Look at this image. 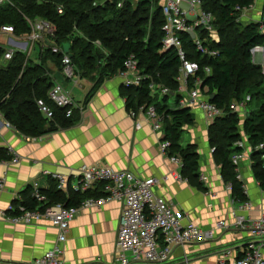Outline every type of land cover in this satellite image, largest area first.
Masks as SVG:
<instances>
[{
	"label": "trees",
	"instance_id": "obj_1",
	"mask_svg": "<svg viewBox=\"0 0 264 264\" xmlns=\"http://www.w3.org/2000/svg\"><path fill=\"white\" fill-rule=\"evenodd\" d=\"M12 1L13 6H0V28L11 25L15 28L16 35L23 36L30 33L26 18L51 22L57 28V45H69L68 53L72 55L79 74L98 73L95 87L104 77L118 74L125 59L135 55L144 74L169 88L172 94L166 97H152L146 87L125 88L128 94L127 105L137 109L142 105L153 104L158 113L164 115V140L170 142L168 156L179 157L183 164L182 177L200 191L206 190L204 183L199 181L200 155L197 145H181L185 128L195 123V117L191 109L179 107L180 96L177 91L180 85L177 78L181 62L176 50L162 51L164 17L159 0H141L134 7L128 2L122 9H118L115 4L96 7L93 0ZM202 2L205 10L216 16L221 43L210 47L217 50L219 55L216 58L204 56L197 50L191 37L185 36L188 59L212 68V73L204 77L202 87L206 95L210 98L213 96L210 99L212 103L227 107L233 100L250 95L252 101L249 106L255 101L259 105L248 112L243 121V131L252 146L250 158L254 177L264 190V147L259 149L260 145H264V75L259 66L252 63L250 53L252 46L264 44V36L258 31L257 24L238 22L239 14L236 11L238 6L247 7L254 0ZM58 8L63 9L62 15L58 13ZM147 24L148 28H142ZM205 36L204 33L203 38ZM48 59L55 62L61 73V55L51 53L50 49L40 53L39 63L33 64V61L26 60V56L17 53L9 65L0 66V113L25 137L37 138L68 129L78 124L82 118L78 110H74L71 117H66L65 109L57 108L49 101L48 93L54 84L55 72L45 66ZM40 99L47 101L53 109L52 120L39 111L37 101ZM239 122L238 116L230 113L217 119L209 127L208 139L224 183L232 184L233 202L244 204L248 202V197L243 182L236 179V168L232 162L233 155L242 151L236 145L241 140ZM11 159L7 150L0 149V161ZM30 189L23 192L28 196V202L22 205L42 210L43 203H38L31 196ZM43 194L47 197L49 206L61 203L67 207L78 206L88 197L102 195L96 190L83 194L72 193L67 197L57 189L55 180Z\"/></svg>",
	"mask_w": 264,
	"mask_h": 264
},
{
	"label": "crops",
	"instance_id": "obj_2",
	"mask_svg": "<svg viewBox=\"0 0 264 264\" xmlns=\"http://www.w3.org/2000/svg\"><path fill=\"white\" fill-rule=\"evenodd\" d=\"M256 1V8L250 15L259 18L264 0ZM37 47L36 62L39 63L40 53L48 48L40 44ZM23 55L27 61H33ZM48 67L55 74L60 73L56 64ZM98 78L97 72L81 73L69 82L72 96L84 108L81 121L71 128L29 138L6 127L7 121L0 116V149L12 156L9 161H0V180L4 182L0 209L7 212L10 206L19 209L22 203L28 202L23 192L34 182L46 192L56 174L74 181V175L81 168L102 164L141 178L157 179L156 193L171 204L184 223L193 222L204 230L213 228L221 220L231 225L213 240L177 247L172 259L164 264H218L228 254L232 258L242 255L251 239L247 231L234 227L236 219L232 213L243 216L246 225L264 214V190L254 177L251 160L245 159L239 166L251 205L241 210L227 191L220 166L213 157L207 137L208 121L200 110H192L195 125L190 144L197 145L199 172L203 177L199 181L204 183L206 190L200 191L184 177L179 180L182 168L159 149L165 132L156 133L143 115L130 116L132 108L127 105L128 94L118 74L104 77L95 87ZM122 209V202L111 201L102 207L81 210L71 223L63 245L64 263L114 264ZM57 234L45 220L28 225L0 217V264H35L53 248Z\"/></svg>",
	"mask_w": 264,
	"mask_h": 264
},
{
	"label": "built area",
	"instance_id": "obj_3",
	"mask_svg": "<svg viewBox=\"0 0 264 264\" xmlns=\"http://www.w3.org/2000/svg\"><path fill=\"white\" fill-rule=\"evenodd\" d=\"M128 2L136 3L135 0H93V5L98 7L115 4L118 9H122ZM184 5L189 8H183ZM0 6H13V1L0 0ZM255 8V0L247 7L238 6L236 8L239 14L238 22L257 24L258 31L264 36L263 11L259 18H255L256 15H250ZM161 9L164 17L162 51L176 50L181 62L180 74L177 78L180 85L177 91L180 96L179 107L200 110L209 125L229 113L236 114L239 120H245L249 112V103L252 101L251 96L233 100L227 107L217 106L202 91L203 79L212 73V68L201 66L198 62L188 59L184 37L190 36L189 32H194L196 40L190 37L200 53L208 58H216L219 55L217 50L210 47V45L221 43L215 14L205 10L202 0H163ZM58 13L62 15L63 9L58 8ZM26 22L30 33L23 36L16 35V30L11 25H4L0 28V37L8 36L6 42L0 40V59L3 58L6 65H9L17 53L26 54L29 58L36 46L45 42L42 45L50 49L51 53L61 55V74L64 81L68 83L74 81L80 74L70 54L65 52L61 45H57L56 26L44 19L26 18ZM204 33L206 36L203 38ZM45 38L48 39V45ZM8 45L12 47H8ZM250 53L252 63L259 66L264 75V44L252 46ZM118 77L122 80L125 88L146 87L152 97H166L172 94L169 88L157 83L151 76L141 71L140 63L135 55H130L125 59L123 68L118 72ZM53 82L48 93L51 104L57 108L65 109L66 117H71L74 110L82 112L83 105L72 96L68 89L69 85L64 87L54 78ZM37 106L47 119H53L54 112L47 101L40 99L37 101ZM138 115H143L156 133L164 132L165 117L158 113L153 104L142 105L137 109L132 108L130 116L136 118ZM0 116L2 117L1 113ZM6 127L13 128L9 122H6ZM137 127L139 128L140 125L138 124ZM245 139L237 142L236 145L242 148V151L235 153L232 157L236 168V179L241 182L242 175L239 166L243 160L248 158L251 160L252 153V146L248 139ZM169 147L170 142L164 139L159 144L160 151L167 156ZM263 147L264 145H260L259 149ZM262 157L264 159V155ZM168 158L172 163L182 168L183 164L179 157L168 156ZM53 178L57 182V189L67 197L72 193L83 194L96 190H99L102 195L88 197L78 206L67 207L61 203L49 206L47 197L43 194L39 184L34 182L31 184L32 197L38 203H43L42 210L39 207L32 209L23 205L19 209L10 206L8 213L0 209V217L10 222L29 225L45 220L57 230L55 245L37 259L35 264H65L62 258L63 245L67 241L71 223L78 213L84 209L102 207L111 201L123 203L114 264L136 262L164 264L172 259L177 247L213 240L224 229L231 227L225 220L218 221L209 230H204L190 221L184 223L183 219L174 212L171 204L156 193L155 187L159 182L155 178H141L132 172L116 171L102 164L81 168L74 175V181L63 174H56ZM178 179L183 180L182 175H179ZM3 189L4 182L0 180V193ZM226 189L231 194L232 184H227ZM250 207L251 205L246 203L240 209L244 210ZM232 215L236 219L234 227L247 231L251 241L242 251V255L232 258L231 254H228L218 264H264V214L249 225H246L247 222L243 216H237L235 212Z\"/></svg>",
	"mask_w": 264,
	"mask_h": 264
},
{
	"label": "rangeland",
	"instance_id": "obj_4",
	"mask_svg": "<svg viewBox=\"0 0 264 264\" xmlns=\"http://www.w3.org/2000/svg\"><path fill=\"white\" fill-rule=\"evenodd\" d=\"M256 1V0H255ZM135 2L136 3H131L132 4V6L134 7V6H136V5H138L139 4V0H135ZM163 2V0H159V3L161 4ZM256 3H257V1H256ZM183 8H185V9H188L189 7L187 6V5H184L183 6ZM255 10V9H254ZM145 27H149V24H147V25H145V26H143L142 28H145ZM146 28V29H147ZM145 29V30H146ZM0 40L1 41H3V42H6L7 40H8V36H1L0 37ZM45 40H46V44L48 45V43H47V38H45ZM42 44H45V42H41L40 43V45H42ZM8 47H12V46H9L8 45ZM67 48V45H65L64 47H63V50L65 51V49ZM38 51H39V47H37L36 48V50H34L33 52H32V54L30 55V58L35 62V63H37L36 61V59H38ZM104 53L106 54V52L104 51ZM46 57V56H45ZM47 58H49V57H47ZM34 62H32L33 64H34ZM55 65V62H53L51 59H48L47 60V62H46V64H45V66L48 68V70H49V67L48 66H50V65H53L52 63ZM6 65V62L3 60V58H1L0 59V66H5ZM68 89H70V86L68 87ZM157 98V97H156ZM157 100V99H156ZM259 106V105H256V101H255V103H253L251 106H249V110L250 111H253L254 109H256L257 107ZM243 120L244 119H241L240 120V122H239V125H238V131H239V134H240V136H241V140L243 139H245V133H244V131H243ZM193 125H195V124H191L190 126H187L186 127V129H185V132L183 133V136H182V138H181V145L182 146H184V147H186L188 144H190V142H191V140H190V138L191 137H194L193 136V132H192V130H193ZM212 125V124H211ZM211 125H209V127L211 126ZM209 127H208V130H207V137L209 138ZM247 138V137H246ZM248 139V138H247ZM195 145V144H194Z\"/></svg>",
	"mask_w": 264,
	"mask_h": 264
},
{
	"label": "water",
	"instance_id": "obj_5",
	"mask_svg": "<svg viewBox=\"0 0 264 264\" xmlns=\"http://www.w3.org/2000/svg\"><path fill=\"white\" fill-rule=\"evenodd\" d=\"M189 35L192 37L193 40H196V36H195L194 32H189ZM66 45H67V48L65 49V51L68 52V50H69V45H68V44H66ZM64 46H65V45H64ZM70 56L72 57V55H70ZM54 78H55L56 81L61 82V83L63 84L64 87L67 86L66 82H65L64 79H63L62 74H60L59 72H57V73L54 75ZM212 99H213V96L211 97V100H212Z\"/></svg>",
	"mask_w": 264,
	"mask_h": 264
},
{
	"label": "bare ground",
	"instance_id": "obj_6",
	"mask_svg": "<svg viewBox=\"0 0 264 264\" xmlns=\"http://www.w3.org/2000/svg\"><path fill=\"white\" fill-rule=\"evenodd\" d=\"M66 82V81H65ZM66 84H67V86H68V82H66ZM63 85V84H62ZM246 203H248V202H246ZM246 203H244V204H239L240 205V207H242L243 205H245ZM249 204V203H248ZM250 205V204H249ZM244 210H246V209H244ZM251 239V238H250Z\"/></svg>",
	"mask_w": 264,
	"mask_h": 264
}]
</instances>
